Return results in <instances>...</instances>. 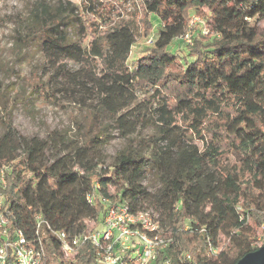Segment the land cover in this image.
<instances>
[{
    "label": "trees",
    "instance_id": "16d2710c",
    "mask_svg": "<svg viewBox=\"0 0 264 264\" xmlns=\"http://www.w3.org/2000/svg\"><path fill=\"white\" fill-rule=\"evenodd\" d=\"M80 3L33 0L13 20L16 42L36 41L53 65L59 54L77 61L75 71L42 65L33 92L113 119L125 146L108 160L106 137L77 145L57 134L24 136L3 122L2 196L14 224L31 234L40 217L45 264H92L94 248L81 244L69 261L46 224L78 236L100 226L111 204H125L151 211L169 240L151 264H236L264 241V31L252 25L264 20V0ZM191 12L201 26L174 50ZM151 17L157 38L129 65ZM148 174L158 180L153 190L143 184Z\"/></svg>",
    "mask_w": 264,
    "mask_h": 264
},
{
    "label": "rangeland",
    "instance_id": "374dc122",
    "mask_svg": "<svg viewBox=\"0 0 264 264\" xmlns=\"http://www.w3.org/2000/svg\"><path fill=\"white\" fill-rule=\"evenodd\" d=\"M32 1L0 0V135L4 130L3 122L10 121L21 134L28 137L37 136L50 140V137L57 134L67 141L78 140L77 145L94 136L106 137L101 154L109 160L125 146L113 119L93 117L87 111L73 106H63L70 102L68 97H60L57 100L58 104H51L41 100L33 92L35 82L42 76V65L45 66L46 72L48 69L54 70L55 65H62L70 71L79 69L80 65L62 54L53 58L56 62L53 65L52 57L42 51L36 41H27V46L16 42L13 20L18 16H25ZM45 1L61 4L66 8L81 6V0ZM150 19L153 29L133 46L128 58L129 65L147 53L157 38L159 22L153 17ZM199 20L194 13H190L188 37L176 40L172 47L174 50L179 49L181 40L191 43V35L197 26H201ZM256 27L259 31H264V20L256 21ZM73 36L79 39L74 34ZM151 133V128L141 131L143 136ZM143 184L149 190H153L158 187V180L154 175L148 174ZM207 210L213 211V207H208ZM262 243L257 241L255 245L261 246Z\"/></svg>",
    "mask_w": 264,
    "mask_h": 264
},
{
    "label": "built area",
    "instance_id": "2783aa9c",
    "mask_svg": "<svg viewBox=\"0 0 264 264\" xmlns=\"http://www.w3.org/2000/svg\"><path fill=\"white\" fill-rule=\"evenodd\" d=\"M259 20L254 19L252 25L256 27ZM187 37L188 32L183 38ZM6 171V166L0 168V264H45L38 235L40 217L35 218L34 229L28 234L22 224H14L15 214L4 204ZM46 226L60 241L69 261L75 260L81 244L88 243L95 249L92 264H151L157 251L169 242L158 235L159 226L151 211L134 213L125 204H111L100 226L78 236L69 237Z\"/></svg>",
    "mask_w": 264,
    "mask_h": 264
},
{
    "label": "water",
    "instance_id": "95a60500",
    "mask_svg": "<svg viewBox=\"0 0 264 264\" xmlns=\"http://www.w3.org/2000/svg\"><path fill=\"white\" fill-rule=\"evenodd\" d=\"M236 264H264V241L257 250L247 253Z\"/></svg>",
    "mask_w": 264,
    "mask_h": 264
}]
</instances>
